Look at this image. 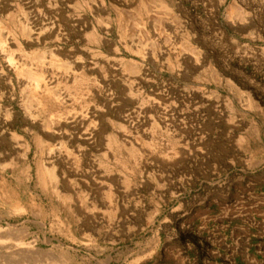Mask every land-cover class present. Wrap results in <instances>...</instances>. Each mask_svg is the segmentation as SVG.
I'll list each match as a JSON object with an SVG mask.
<instances>
[{"label":"rangeland","instance_id":"obj_1","mask_svg":"<svg viewBox=\"0 0 264 264\" xmlns=\"http://www.w3.org/2000/svg\"><path fill=\"white\" fill-rule=\"evenodd\" d=\"M260 160L264 0H0V264H213Z\"/></svg>","mask_w":264,"mask_h":264},{"label":"crops","instance_id":"obj_2","mask_svg":"<svg viewBox=\"0 0 264 264\" xmlns=\"http://www.w3.org/2000/svg\"><path fill=\"white\" fill-rule=\"evenodd\" d=\"M259 163H248L238 176H229L218 203L208 204L218 212L211 220L217 222L219 236L210 241L202 231L204 240L191 245L205 259L212 248L213 264H264V160Z\"/></svg>","mask_w":264,"mask_h":264},{"label":"bare ground","instance_id":"obj_3","mask_svg":"<svg viewBox=\"0 0 264 264\" xmlns=\"http://www.w3.org/2000/svg\"><path fill=\"white\" fill-rule=\"evenodd\" d=\"M2 264V263H1Z\"/></svg>","mask_w":264,"mask_h":264}]
</instances>
